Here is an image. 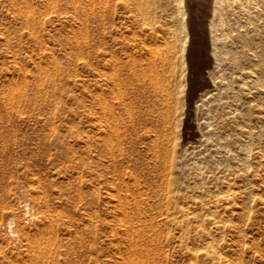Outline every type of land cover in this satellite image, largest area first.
<instances>
[{"label":"rangeland","instance_id":"1","mask_svg":"<svg viewBox=\"0 0 264 264\" xmlns=\"http://www.w3.org/2000/svg\"><path fill=\"white\" fill-rule=\"evenodd\" d=\"M93 1L0 0V264H264V157L253 152L247 169L234 166L224 171L221 166L215 173L196 175L190 162L209 146L194 131L193 123L187 126L180 144L179 126L175 133L169 129L168 116L182 104L175 105V70L182 66L181 59L169 51L171 40L166 38L171 31L165 22L170 2L143 0L142 7L153 8L151 13L142 7L139 10L138 0ZM211 1L187 0L195 27L196 60L206 59L200 48L205 46L203 36ZM147 11L155 16H148ZM141 19L153 21L159 29L154 30L155 34L165 37L159 38L162 42L156 41L158 50L168 47L161 52H170L167 56L172 57L176 54L175 59L168 58V66L164 64V71L176 75L171 79L165 72L166 85L162 80L164 88L159 83L161 89H157L156 101L162 100L166 106L160 107L167 114L166 124L162 123V112L151 113L147 108L144 120L136 119L137 92L130 86L133 82L136 86L132 76L135 68L130 63L145 51L141 42L153 31ZM157 24L164 28L161 30ZM114 54L128 66L121 73L129 80L128 88L125 80L121 87L115 85L116 94H123V88H127L124 95L129 100L125 96L123 100L121 93L122 98H116L107 88L105 95L114 99L112 104L123 101L115 103L112 110L120 111L119 121L115 118L117 124L122 123L119 127H129H122L125 136L120 128L119 135L113 131V113L107 117L112 115L114 123L103 115L99 117L102 109L97 103L103 86L100 69H114L111 60L107 61ZM172 85L177 89L174 86L172 90ZM236 85L233 83L237 90ZM207 87L205 91H213ZM166 90L174 100L170 101ZM205 91L194 94L191 109L200 103ZM258 93L252 89L249 96V125L254 129L261 125L257 117ZM167 102L173 108L169 109ZM125 104L128 114H124ZM92 111L97 115L92 116ZM203 113L192 111V121L199 122ZM109 120L108 125L105 121ZM102 121L108 125L107 133ZM108 139L113 141L108 143ZM182 162L185 168L180 166ZM7 218L12 220L11 228ZM48 220L53 223L51 227ZM45 223L48 233L35 238L34 231ZM134 246H140L137 249L145 254L140 257L134 253ZM131 251L132 256L139 257L133 260Z\"/></svg>","mask_w":264,"mask_h":264},{"label":"bare ground","instance_id":"2","mask_svg":"<svg viewBox=\"0 0 264 264\" xmlns=\"http://www.w3.org/2000/svg\"><path fill=\"white\" fill-rule=\"evenodd\" d=\"M97 1L98 0H96V2ZM145 1H148V0H145ZM145 1L138 0L139 10L141 9L143 2H145ZM149 1H151V0H149ZM93 2H95V1H93ZM104 2H105V0H104ZM168 2H170V4ZM146 3H148V2H146ZM93 4L94 3H92V6L95 5V4L94 5ZM167 4L171 5L169 13H168V11H166L168 14H167V16L165 15L168 18H166L165 16H158V18L159 17L160 18L164 17V19L166 18L165 22L171 28L170 29L171 31L169 32L170 35H168V37L166 36V38L170 37L169 41L171 40L170 44L168 46L171 48V49H169V51H171L173 53H177V56L181 59V65H182V66H180V68H178V66H177L178 70L177 71L175 70V72L177 74V78H178V79H176L178 87L174 85L175 88L176 87L178 88V90L176 92L177 97L175 96L177 103H175V105L180 103V102H182V104L180 103V105L179 104L176 105L175 110H174V112H175L174 114H173V112L171 115L168 114L169 115L168 118L170 119L169 120V126L170 127L169 126L168 127L172 133L175 131L176 127L179 126L178 136L180 138V142H179V144H180L184 141L183 136H185L184 134H186L185 131H186L187 126L190 125L191 123H193L195 125V126L192 125L195 127L194 131L195 132L197 131L199 133V135L201 136L202 140H204V142L209 146L207 149H205L206 152H201L202 154L200 156H196L190 162L191 169L193 170V172L196 175H202L204 172L215 173L218 171V169L221 166L224 167V169H223L224 171H226V170L231 171L232 170L231 168L232 167L234 168V166L236 168L241 167L243 169H247L249 166V157L251 156V154L253 152L256 153V155H258L259 158L264 157V0H212L211 1V13H210L211 15H210V17L207 16V18H208V20H206L207 26L205 29V35L203 36L205 39L204 40L205 46L200 48L201 50H203V52L206 56V59H204V60H202V59L196 60L194 58L195 54L193 53V49L195 47L193 46V43H194L193 34L195 32L193 31V29L195 27L193 26V23L191 21L189 5L187 3V0H168ZM164 5H165V3H164ZM96 6H97V4H96ZM146 6L148 8H151L148 5H146ZM150 6H152V5H150ZM147 7H144L145 10L147 9ZM152 9L151 10L147 9V10H149L151 12ZM163 9H165V8L163 7ZM90 10H91V8H90ZM145 10H144V12H145ZM137 11H138V9H137ZM93 12L94 11L92 10V13ZM139 12H140L139 16H141L142 12L141 11H139ZM139 12L137 14H139ZM208 12H210V11H208ZM146 13H148V11ZM151 13H148V16L152 15L151 17H154L155 15H153ZM161 14L162 13H160V15ZM93 16L91 15V17H93ZM137 17L138 16H136V18ZM143 17H144V15H143ZM144 18H146V17H144ZM205 18H206V16H205ZM137 19H140V18L138 17ZM152 19H154V18H152ZM157 20L160 21L159 19H157ZM141 21L145 26H147L148 28H150V30H153V31H150L148 29L150 31L149 35L147 36L148 38L146 37L147 39H144V40H143V38L141 39V41L143 40L141 42V45L146 47V49H144L145 51L143 50L144 52H142L141 55L137 56L138 58L136 60L133 61L131 59V61L134 62L132 65L130 63V66L135 68V69H133L134 74L132 73L133 72L132 70H130V72L132 71L131 73L133 74L132 75L134 77L133 79L136 80V86L134 85V82L130 86H134L136 88L135 92H137V96H136L137 100L135 99L137 106H135V107H138V110L135 109V111H138V112H136V113H138V115H137L138 118H136L138 120H144L143 114H144V111L146 108H147V110L149 109V111L151 113L154 112V113L159 114L160 112L163 111V110H160V107L162 108V104L165 106V103H163V102L161 103L162 100L160 101V103L158 102L159 100L156 101L157 100V89L159 88L158 85L160 82H162V80H164L163 82H165L166 76L164 77V75H165V72H166V74L169 73V72H167L169 70L164 71V69H165L164 64L167 65V63H169L168 58L172 57L171 55L167 56V54H169L170 52L165 55L164 52H161L164 49L159 51L158 50L159 47L157 48L158 45L157 46L155 45L156 41L159 40V38L164 39L165 37L162 36L163 34L162 35L155 34L156 31L154 32V30H159V29H157V27L155 29L154 22L151 21L150 19H148V20L147 19H141ZM141 21H140V23H141ZM154 21H156V20H154ZM136 23H138V22H136ZM163 23H162V25H163ZM158 24H157V26H159L161 29V27H163V26L162 25L160 26ZM155 25H156V22H155ZM141 28H143V27H141ZM138 30H140V29H138ZM146 30H147V28H146ZM148 30H147V32H148ZM164 31H166V30H164ZM147 32H146V34H147ZM136 33L139 34V31ZM142 35H143L142 37H144L145 33ZM94 36H93V38H95ZM138 38L139 37H137V39ZM201 38H202V36H201ZM159 41H161V40H159ZM162 41H164V40H162ZM100 43H102V42H100ZM90 44H91V41H90ZM92 44L94 45V41ZM95 45H96V43H95ZM100 45L102 46L103 44H100ZM166 45H167V43H166ZM94 46L92 49H94ZM138 47L140 48L139 45H138ZM168 47H166V48H168ZM103 48H106V47L103 46L102 49ZM166 48L164 51H166ZM141 49H143V48H141ZM196 49H198V48H196ZM125 51L127 53V50H125ZM130 51L131 50H129L128 53H130ZM137 51H139V50H137ZM91 52H93V51H91V49H90V53ZM101 52H103V51L101 50ZM107 52H108L107 55L110 54L109 51H107ZM140 52H141V50H140ZM126 53H124V54H126ZM92 55H95L94 52L92 53ZM107 55H104V56H106L107 59L110 58V57H107ZM127 55H126V57H127ZM135 55H136V53H135ZM135 55H133L134 59L136 58ZM128 56L130 57V55H128ZM175 56H176V54L172 58H174ZM102 57H103V55H102ZM113 57H112L113 60H112V58L108 59V60L106 59L107 61L111 60V62H112L111 64H113V66H114L113 67L114 69H112V68L110 69L112 71H110V72L107 71V69H108L107 66L106 67L104 66L103 69H100V71L102 70L101 76H100L102 78H100L101 79L100 82L101 81L103 82L102 83L103 86L102 87L99 86L102 88V90H100L99 88L98 89H99V92H101L100 94L102 95V97L100 96V99L98 97L99 102H97L98 100L96 102L98 103V105L101 104L100 110L102 109V114H101V112H100V114L98 113L99 117H100V115H103V117H105V120H106L107 115H110L109 113H113L112 115L114 116V118L112 120H115V118L117 120L119 118V116H117V115L119 114L120 111L116 112L115 109L114 110H112V109L114 108L113 106H115L117 103L119 104L120 101L123 102L122 99H119V102H117V103L115 102L116 104L114 103L115 104L114 105V104H112L114 99L113 100L108 99L105 94L109 91H110V93H111V91H113L116 94V90L118 91V89H116V87L117 86L121 87V85L124 83V80L126 81V79H127V78L123 79L122 73H121V72H125V71H121L122 68H126V70L128 69L127 68L128 66L123 63L124 57L122 58L123 59L122 63L119 60L118 55L114 54ZM126 57H125V59L128 58V57L127 58ZM90 58H91V56H90ZM93 58H95V57H93ZM179 58H178V60H179ZM174 59H173V61H176ZM129 60H130V58H129ZM178 60H177L176 64H178V62H179ZM113 61H114V63H113ZM131 61H129V62H131ZM103 62H101V65ZM107 64H104V65H107ZM111 64H109V65H111ZM179 64H180V62H179ZM172 65L175 66V64H172ZM172 65H171V67H172ZM161 66H162V68H161ZM100 67L102 68V66H100ZM167 68L170 69L169 67H167ZM123 70H125V69H123ZM130 72H129V74H130ZM97 73L98 72H96V74ZM97 75H100V72ZM108 75H109L110 79H108ZM124 75L126 76L125 73H124ZM168 75H167V77H168ZM172 75L170 74L168 78L171 77V79H172ZM175 75H173V76H175ZM125 76H123V77H125ZM162 76H163V78H162ZM130 80H131V77H130ZM176 80H174L173 82H175ZM128 81L129 80L126 81L125 87H127ZM168 82L171 83L172 81L170 82L168 80ZM168 82H167V84H168ZM96 83H98L97 85L100 84L98 81ZM233 83L237 84L236 85L238 87L237 90L233 86ZM164 84L166 85V82ZM174 84H176V82ZM115 85H117V86L115 87ZM162 85H163V83H162ZM160 86H161V83H160ZM174 86L171 88L172 90H173ZM207 86H211L213 91H211V90L205 91L204 88L206 87V89H207L208 88ZM114 87H115V89L113 90ZM122 87H124V86H122ZM161 87H163V86H161ZM161 87L159 89H161ZM106 88L108 90L109 89L110 90L108 91ZM105 89H106V91L104 92L103 90H105ZM123 89L126 92V89L125 88H123ZM176 89H174V90H176ZM252 89H255V90H258V92H261V94L258 93L259 95H261V97L259 99V102L257 101L258 106H260V109L257 111V117H258V120L261 122V125L259 126L258 129H254L253 127H251L249 125V120H250V114L249 113H250V105H251V103H250L251 98H249V96H250ZM132 90H133V88H132ZM132 90H129L128 92H130ZM198 90H200L199 95L201 94V90L202 91L204 90L206 94L202 96L201 100L199 99L200 103H201V107H199L200 103L194 104L193 107H194V110L196 112L203 110L204 116L199 122H197V121L193 122L191 119V114H192V111H194V110L191 109L192 105L190 104V102L192 100H194L192 98H193L195 93L196 94L198 93L197 92ZM95 91H96V89L94 90V92ZM124 91H123V94L121 93L122 91L119 92V94H118L119 97H117L118 96L117 94H116L117 96L115 94H113L114 95L113 98H115V96H116V98H122L123 96L126 95V94L124 95V93H125ZM161 91H160V93H161ZM169 91L171 92V90H169ZM163 92H165V91H163ZM120 93H121L122 97H121ZM165 93H166V95H168L167 90ZM135 94H133V95H135ZM171 94H173V93H171ZM242 94H243V97H241ZM91 95H92V93H91ZM95 95H96V92H95ZM93 97H92V100H93ZM125 97H127V96H125ZM199 97H201V96H199ZM128 98L129 97H127V99ZM159 99H161V98H159ZM169 99H171L170 96H169ZM94 100H96V99H94ZM108 100H109V102H108ZM116 100L118 101V99H115V101ZM123 100H126V98L123 97ZM166 100L164 102H166ZM172 100H174V99H171L170 101H172ZM199 100H197V101H199ZM125 102L126 101H124V103ZM94 103H95V101H94ZM94 103L92 105H94ZM134 104H135V101H134ZM166 104H167V107H168V105H170V103L168 104V102ZM127 105H128V103H127ZM124 106H126V104ZM165 107H163L164 110H165ZM91 108L93 109V111H95V109H96L95 106H94L95 109L93 107H91ZM115 108H117V106ZM118 108H119V106H118ZM170 108H173V107H171V105H170L169 109ZM124 109L126 111L127 106ZM116 110H120V109H116ZM158 110H160V111H158ZM127 111L129 112V110H127ZM127 111L124 114H126V113L128 114ZM97 112H99V111H97ZM96 113L93 112L92 116H93V114H96ZM163 114L164 113L162 112L160 115L161 119H163V121L162 120L161 121H162V123H165V122H167L168 118L166 119V117H165L167 114L166 115L165 114L163 115ZM194 114H196V113H193V115ZM112 115L110 117H112ZM120 115H121V113H120ZM162 115H163V117H162ZM172 115H173V118L171 119L170 116H172ZM124 116L122 118H124ZM110 117L109 118L107 117V118L110 119ZM158 117H159V115H158ZM101 118H99V120H101ZM110 120L107 122L105 121V123L107 124L108 122H110ZM112 120H111V122L114 123ZM125 120L127 121L126 118H125ZM92 121H93V119H92ZM103 121L100 124H102ZM117 121H119V119ZM117 121L114 123V125H112V124L111 125L113 127L112 128L113 131L118 132V135H119V128H120V131H122L123 129H127L129 127H127V128H124L123 126L119 127L122 123H120V125H119V124H117ZM120 121L123 122L122 120H120ZM136 122H137V124H139L138 123L139 121L136 120ZM142 123L143 122L140 123L141 127H142ZM103 125H104V123H103ZM108 125H109V123H108ZM108 125H106V126H108ZM125 125L128 126L127 123L126 124L124 123V126ZM144 125H145V123H144ZM106 126H105V132H106V129H108V127L106 128ZM92 127H93V125H92ZM122 127H123V129H122ZM102 130H103V127H102ZM108 131H111V129ZM123 131L124 132H120V134L122 133V135L125 136V134H123V133L127 134V132H125V130H123ZM103 132H104V130H103ZM114 134H115V132L112 133V135H114ZM116 134L114 136H116ZM101 135H104V134L102 133ZM105 135H107V134H105ZM122 135H120V136H122ZM114 136L112 139H115ZM193 136H195V135H193ZM103 137H104V139H106L105 136H102V138ZM111 137L112 136L110 135L109 138H111ZM116 138H118V137H116ZM186 138H187V136H186ZM189 138H190V135H189ZM104 139H103V141H104ZM108 140H107L108 143L113 141V140L110 141V139H108ZM116 140H118V139H115V141ZM104 143H105V141H104ZM119 143H120V138H119ZM103 153H105V152H103ZM185 165L186 164L184 162H182L180 164V166L182 168H185ZM8 217L11 218V216H8ZM50 219L52 220V218H50ZM11 222H12V220L7 218L8 228H11ZM49 222L50 223H47V222L46 223L49 224V226L51 227L52 225H50V224L52 222L51 221H49ZM46 223H45V225H46ZM7 224H6V226H7ZM45 225L40 226L37 229L34 228V230L36 229L33 233V236L35 238H36V236L41 237V236H44L45 234L48 233V231H47L48 225H46V226ZM50 227H48V228H50ZM51 233H53V232H51ZM67 233H68V231H67ZM30 234H31V232H30ZM44 240H46V239H44ZM47 240H48V238H47ZM41 241H42V239H41ZM212 243H211V245H212ZM137 247H140V246H137ZM137 247H135V246H134V248L132 247L135 250L134 253H138V254H140V257H142L141 254H145V253L143 252V250H138L139 248L137 249ZM212 247H213V245H212ZM55 248H57V247H55ZM130 248H131V246H130ZM32 250H31V252H33ZM44 251H42V252H44ZM148 252L152 253V251H148ZM138 254L136 255L137 258L139 257ZM153 254H154V252H153ZM132 255L133 254L131 251V255H129V256L131 258L136 257V256L134 257ZM130 257H129V259H131ZM127 258H128V256H127ZM147 260H148V258H147ZM148 261H150V260H148ZM150 262H152V261H150ZM132 263L135 264L134 261ZM138 263H136V264H138Z\"/></svg>","mask_w":264,"mask_h":264}]
</instances>
